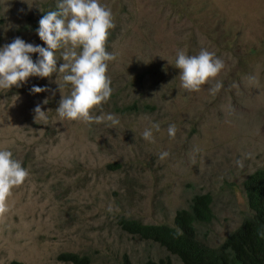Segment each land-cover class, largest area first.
<instances>
[{
  "label": "rangeland",
  "instance_id": "obj_1",
  "mask_svg": "<svg viewBox=\"0 0 264 264\" xmlns=\"http://www.w3.org/2000/svg\"><path fill=\"white\" fill-rule=\"evenodd\" d=\"M56 1L0 0V48L17 37L45 47L39 20ZM100 1L121 32L108 47L116 57L107 73L113 99L92 111L113 114L119 124L60 118L61 96L72 90L60 85L63 73L0 89V149L30 173L0 217V264H67L59 260L63 253L90 255L92 264L168 257L182 264L158 244L125 232L120 219L176 227L178 211L208 193L215 218L199 224L198 238L217 249L252 215L244 183L264 169V0ZM146 24L160 32L147 33ZM167 38L173 48L158 46ZM180 49L215 52L225 67L188 92L175 64ZM217 81L223 86L212 95ZM34 86L47 90L33 93ZM37 105L47 120H35ZM151 123L160 125L154 142L142 136ZM165 151L168 157L159 159Z\"/></svg>",
  "mask_w": 264,
  "mask_h": 264
},
{
  "label": "clouds",
  "instance_id": "obj_2",
  "mask_svg": "<svg viewBox=\"0 0 264 264\" xmlns=\"http://www.w3.org/2000/svg\"><path fill=\"white\" fill-rule=\"evenodd\" d=\"M53 4L55 5L51 6V4L47 7L49 11L39 20V27L36 25L32 28L38 27L37 34L40 40L44 42L45 47L34 46L17 37L10 44L0 48V89H9L12 86L19 87L31 76L54 77L57 72L63 73V80H61L60 85L72 86V90L69 95L61 96L59 106L56 109L60 118L97 124L107 121L111 122L112 126L119 124L118 118L113 114L93 115L92 111L103 103L106 104L113 92L111 78L107 73L108 62H112L116 57L106 48L110 30L115 27L111 9L100 0H58ZM146 25L155 26L152 30L146 28L147 33L157 34L160 32L159 25ZM120 32L121 30L119 34ZM143 41V48H149L146 40ZM162 45L173 48L171 38H167L158 46ZM32 53L39 54V58L35 62L30 56ZM61 57L64 61L63 64L61 61L57 62V59ZM175 64L176 68L179 69L182 87L188 92L199 91L201 86L215 79L225 67L223 60L218 58L215 52L207 49H201L197 55H188L185 50L180 49L177 51ZM57 66L60 67L57 68ZM222 86V83L217 81L210 88V94L215 95ZM46 90V88L35 86L31 89L33 93ZM44 103L47 101L45 100ZM128 107L131 110L136 108L135 106ZM34 112L35 120L48 119L47 112L42 111L40 105L34 108ZM153 129L159 131L160 125L151 123L149 127H146L142 133L145 140L154 142ZM176 131L175 124L168 126L167 132L170 138H175ZM168 155V152H162L159 159L163 160ZM236 163L238 167H243L241 160H237ZM29 175V171L22 166V163L13 158V153L10 150L0 149V217L9 211L8 198L12 195V190L22 185ZM203 196L210 198L209 210H212L214 214L213 199L208 193L196 195L191 202L190 209L193 208L196 199ZM248 206L250 208L249 202ZM251 211L252 215L247 217L244 222L255 215V211L252 209ZM244 222L228 238L238 235ZM209 223L194 220L193 227L196 232L197 243L202 244L198 238L199 224ZM240 237L241 235L238 242Z\"/></svg>",
  "mask_w": 264,
  "mask_h": 264
},
{
  "label": "trees",
  "instance_id": "obj_3",
  "mask_svg": "<svg viewBox=\"0 0 264 264\" xmlns=\"http://www.w3.org/2000/svg\"><path fill=\"white\" fill-rule=\"evenodd\" d=\"M154 27L147 26V29L152 30ZM120 30L118 24L110 30L106 48L118 42ZM186 40H191L189 35ZM61 59L62 57L57 59V62ZM111 99L113 98H110L106 104ZM123 109L131 110L128 106ZM112 168L119 169L120 166L116 165ZM245 187L250 208L255 211V215L244 222L238 235L231 236L217 249H210L197 243L193 227L194 220L205 223L214 220V214L209 210V195L197 198L190 210L179 211L175 218L176 227L146 226L140 221L126 218H121L119 224L121 229L130 235L158 244L169 254L178 257L182 264H264V170L252 175L245 183ZM59 260L68 264H92L90 255L80 256L77 253H63ZM146 264H174V262L172 258H164L158 262L148 261Z\"/></svg>",
  "mask_w": 264,
  "mask_h": 264
}]
</instances>
